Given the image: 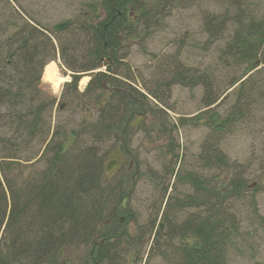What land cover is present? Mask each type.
I'll return each instance as SVG.
<instances>
[{"label":"trees","instance_id":"16d2710c","mask_svg":"<svg viewBox=\"0 0 264 264\" xmlns=\"http://www.w3.org/2000/svg\"><path fill=\"white\" fill-rule=\"evenodd\" d=\"M179 1L101 0L99 6L89 4L88 11L71 20L70 26L60 33L47 30L32 18L8 27L4 23L12 32L0 31V108L4 110L0 116V264H66L60 261L61 257L86 246L89 249L85 264L87 260L110 263L117 256V244L125 238V224L117 221L113 211L117 214L118 210L125 211L120 203L129 192L130 180L126 185L123 175L115 181L122 172L121 165L112 180L106 182L104 158L117 142H122V138L125 141L128 132L144 123L135 128L130 126L141 114H148L163 124L159 117L163 110L154 107L152 101L167 108V92L172 85H206L202 77L194 78L179 62L169 60L170 69L167 65L153 79L154 89L148 91L151 100L120 79V63L124 58L122 40L137 31L133 20L143 22L150 29L160 9L174 7ZM132 11L137 15L132 16ZM205 17L206 30L215 36L220 22L213 16ZM233 19L235 28L224 53L234 63L248 66L240 78L229 83V88L264 65V8L261 13L249 12L243 17L237 11ZM57 54L64 67L73 73L63 94L67 99L62 100L63 110L70 107L69 98L75 99L76 94L81 110L83 98L98 93L96 99L105 97L94 120L85 115L76 120L71 115L64 123L50 125L56 99L46 96L35 84H39L43 67ZM102 56L109 57L107 65ZM102 66H105L104 72L91 73ZM112 71L114 75L109 76ZM83 74L92 77L84 91L78 93L77 82ZM243 85L241 82L240 87ZM161 88H164L163 98L158 94L163 91ZM207 97L205 94L204 107L218 100ZM238 98L243 103L242 95ZM233 117L218 122L215 115L210 116L214 127L229 126ZM174 128L172 125L165 132L171 136ZM168 152L177 163L179 156L175 150L168 149ZM201 160L205 164L209 161L225 164L222 152L215 147L205 150ZM32 161L30 168L40 162L43 166L24 174L23 164ZM168 172L169 176L174 175V167ZM174 176L180 184L191 186L193 194L166 202L162 211L166 230L161 232L158 228L152 234L149 255H159L168 264H228L227 246L232 244L237 226L223 214L221 207L228 195L233 198L240 195L245 189L244 182L231 178L215 192L196 173H175ZM167 190L168 186L163 190L164 195ZM203 195L207 201L210 198L214 201L206 206L203 217L188 215L179 225L171 226L173 210L199 208L206 202ZM107 220L109 224L99 226ZM175 236L179 241L174 246ZM100 238L104 242L98 249L93 244Z\"/></svg>","mask_w":264,"mask_h":264},{"label":"rangeland","instance_id":"374dc122","mask_svg":"<svg viewBox=\"0 0 264 264\" xmlns=\"http://www.w3.org/2000/svg\"><path fill=\"white\" fill-rule=\"evenodd\" d=\"M89 4L99 6L101 0H0V31L3 29L6 34H10L12 31L7 28L8 25L19 24L29 18L50 30L59 21L77 20L78 15L88 11ZM263 8L264 0H181L174 7L160 9L154 19L156 23L150 29L143 22L133 20L137 33L122 40L121 54L124 58L120 63V79L123 82L144 92L152 100L148 91L154 89L153 79L166 70L167 65L170 69L169 60H176L182 68L191 71L194 78L202 77L206 85H172L167 92V108L156 100L152 101L154 107L163 110L159 115L163 124L159 119L148 117L142 120L144 123L138 128L134 127L132 132H128L125 141L122 138V142H117L111 150L120 149L126 156L122 144L127 142L125 144L130 153L115 181L124 175L126 185L129 183L134 172V167L128 169L131 159L138 164V175L134 180L133 192L125 202V211L118 210L122 216L131 214L132 221L126 217L125 238L117 244V256L110 263L103 264H168L159 255H149L152 234L157 233L158 228L161 232L166 230L167 225L162 221L166 202H171L174 197L180 200L193 194L191 186L180 184L174 176L175 173L182 175L191 172L203 178L208 189H214L215 192L221 186L225 187L231 178L244 182L245 189L240 195L236 198L228 195L221 207L223 214L229 216L237 226L233 242L227 246L228 264H264V65L256 67L229 88V83L240 78L248 65L234 63L224 53L235 28L233 18L237 11L243 17L249 12L261 13ZM131 15L137 13L132 11ZM206 15L220 22L215 36L206 30ZM53 42L57 46V41L53 39ZM51 62L56 64L57 73L66 80L57 89L53 88L43 77L44 67L39 84H35V88L46 96L56 99L50 125L53 127L58 121L64 123L71 115L76 120L80 115L94 120L105 96L96 99L98 93H95L91 98H83L84 104L80 110L76 94L75 99L69 98L72 102L70 107L63 110L65 104H62V100H67L63 94L67 83L71 81V71L57 57ZM99 70L104 72L105 67ZM91 77V74L80 76L78 93L84 91ZM82 78H87L86 83H80ZM241 82L244 83L243 87H240ZM161 90L158 94L163 98L164 88ZM205 94L218 100L204 107ZM238 95H242L243 103ZM3 115L4 110L0 108V116ZM212 115L218 122L228 116L234 117L229 126L214 127L210 118ZM172 125L175 128L170 136L165 130H169ZM214 147L222 152L225 164L217 165L212 161L205 164L201 160L205 150ZM168 149H174L175 154H178L177 163H174ZM110 153L104 158V164ZM32 163L23 164L24 174L28 175L43 166L40 162L30 168ZM173 167L174 175L169 176L168 170ZM112 178L104 176L108 183ZM166 186L168 190L164 195ZM205 199V204L199 208L173 210L171 226L179 225L188 215L203 217L206 206L214 202L211 198L209 201ZM157 211L159 213L156 215ZM153 219L154 226L151 225ZM178 241L179 237L175 236L173 245H177ZM98 245L96 243L95 247ZM88 249L86 246L71 250L60 261L85 264ZM86 263L92 264L88 260Z\"/></svg>","mask_w":264,"mask_h":264},{"label":"water","instance_id":"95a60500","mask_svg":"<svg viewBox=\"0 0 264 264\" xmlns=\"http://www.w3.org/2000/svg\"><path fill=\"white\" fill-rule=\"evenodd\" d=\"M70 24V21H63V22H59L57 24H55L52 27V30L54 32H59L64 30L68 25ZM105 45V43H104ZM102 58L104 59L105 64H107L109 62V58L106 57L104 58L102 56ZM149 117L148 114H141V116H139V118H137L136 120H134L133 122L130 123L131 127H135L137 126L139 123L142 122V120L147 119ZM123 134V133H122ZM123 162V158L121 157L120 153L118 151H114L108 158V161L105 163L104 165V170H105V174L108 176V178L117 170V168L119 167V165ZM138 173V167L136 166V170L133 173V176L131 178V182H130V190L129 192L123 197L122 199V203H121V207L125 208V202L127 201V199L129 198V196L132 194L133 189H134V179L136 178ZM117 220L119 222H123L125 217L116 215ZM160 227L162 228V224H160ZM115 239V238H113ZM98 242H103V239H99ZM93 264H96V261L93 262Z\"/></svg>","mask_w":264,"mask_h":264},{"label":"bare ground","instance_id":"6f19581e","mask_svg":"<svg viewBox=\"0 0 264 264\" xmlns=\"http://www.w3.org/2000/svg\"><path fill=\"white\" fill-rule=\"evenodd\" d=\"M44 79L49 82L53 88L57 89L59 87V85L66 80V78H64L63 76H60L57 73V67L56 64L54 62H51L49 64H47L44 68ZM87 78H82V80L80 81V83L84 84L86 83Z\"/></svg>","mask_w":264,"mask_h":264},{"label":"flooded vegetation","instance_id":"af4514ba","mask_svg":"<svg viewBox=\"0 0 264 264\" xmlns=\"http://www.w3.org/2000/svg\"><path fill=\"white\" fill-rule=\"evenodd\" d=\"M106 90H108V89L106 88ZM122 146H123V150H124L126 156H130V153H129V150L127 149V147H126L125 145H123V144H122ZM116 151H118V152L121 154L122 158L124 159V160H123V164H124V162H125V160H126V156L122 154V152H121L120 149H116ZM134 164H136V162L133 161V160L131 159V160L129 161L128 168L134 167V166H135ZM112 176H113V175H112ZM107 177H108V176H107ZM125 216H126V217H129V219H130V217H132L131 214H129V213L125 214ZM126 217H125L124 222L127 220ZM109 223H110V221H107V222L104 223L103 225H107V224H109ZM101 239H102V238H101ZM96 243L99 244L98 246H101V245L103 244V242H98V240L94 243V245H95Z\"/></svg>","mask_w":264,"mask_h":264}]
</instances>
